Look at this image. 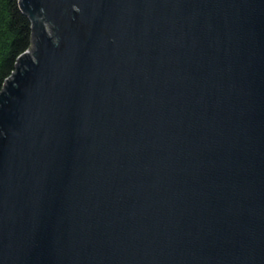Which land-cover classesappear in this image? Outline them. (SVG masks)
Masks as SVG:
<instances>
[{
    "label": "water",
    "instance_id": "1",
    "mask_svg": "<svg viewBox=\"0 0 264 264\" xmlns=\"http://www.w3.org/2000/svg\"><path fill=\"white\" fill-rule=\"evenodd\" d=\"M20 6L0 264H264V0Z\"/></svg>",
    "mask_w": 264,
    "mask_h": 264
},
{
    "label": "trees",
    "instance_id": "2",
    "mask_svg": "<svg viewBox=\"0 0 264 264\" xmlns=\"http://www.w3.org/2000/svg\"><path fill=\"white\" fill-rule=\"evenodd\" d=\"M32 46V23L20 0H0V91L16 70L18 58Z\"/></svg>",
    "mask_w": 264,
    "mask_h": 264
},
{
    "label": "rangeland",
    "instance_id": "3",
    "mask_svg": "<svg viewBox=\"0 0 264 264\" xmlns=\"http://www.w3.org/2000/svg\"><path fill=\"white\" fill-rule=\"evenodd\" d=\"M32 46H33V45H32ZM32 46H31V48H32ZM31 48H30V49H31Z\"/></svg>",
    "mask_w": 264,
    "mask_h": 264
}]
</instances>
